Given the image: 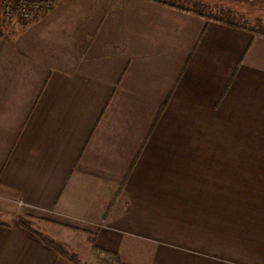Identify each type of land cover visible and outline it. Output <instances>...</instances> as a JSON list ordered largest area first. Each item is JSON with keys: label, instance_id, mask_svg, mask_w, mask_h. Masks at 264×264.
Instances as JSON below:
<instances>
[{"label": "crops", "instance_id": "obj_1", "mask_svg": "<svg viewBox=\"0 0 264 264\" xmlns=\"http://www.w3.org/2000/svg\"><path fill=\"white\" fill-rule=\"evenodd\" d=\"M4 29L0 264H264V198L215 216L162 199L212 198L229 131L264 170V79L244 74L264 37L155 0H57ZM24 213L76 261L19 226ZM227 225L249 258L212 253Z\"/></svg>", "mask_w": 264, "mask_h": 264}, {"label": "rangeland", "instance_id": "obj_2", "mask_svg": "<svg viewBox=\"0 0 264 264\" xmlns=\"http://www.w3.org/2000/svg\"><path fill=\"white\" fill-rule=\"evenodd\" d=\"M193 1H201L211 7L217 6L224 9H230L236 12L237 14L243 15L245 19L250 22L249 29H245V31L254 36L264 37V35L257 33H264V23H260L259 25L256 23L257 18H261L264 21V0ZM3 34H5V29L3 30ZM260 46L263 45L255 44L252 50H250L247 56L245 57L244 74L257 75L258 77L264 79V47ZM244 78L246 79L247 75H245ZM245 100L249 101L248 98H245ZM244 104L245 105L243 114H250V105H248V103ZM243 118H245L246 121L250 120V116L248 115H243ZM229 127L231 126L229 125ZM230 132L231 131H229L227 139L214 140L215 144L213 146L216 147L214 151L222 152L224 154L226 153V155H211V158L213 156V161L211 160L213 162V171L211 172V181L208 183L206 181L205 188L211 191H209V194L212 196V198H205L202 193L196 191L194 193L196 198L162 199L168 200L169 202H173L172 204H175L176 206L179 205L182 208H186V210L187 207L195 208L196 211L206 210L211 212L213 216H215L214 214L216 213H223L224 211L237 212L242 210H262L257 208L255 204H253L251 198H264V170H258L256 164L252 163L253 158L251 156L250 151L251 147H249L250 149L242 147V145L239 143V140L234 137L237 134L234 132ZM239 134L241 135V133ZM243 143H245L244 146H246V140ZM246 151L250 152L244 153ZM257 151H259V149ZM258 162L264 165V155H258ZM217 164L220 165V168L221 164L223 165L222 167L226 165L227 170H219L220 168H217L215 170L214 167H218ZM257 166L259 167V165ZM188 201L191 203H189ZM27 215L28 214L24 213L19 217L31 221L33 225L35 223L37 224L39 222H42L41 219L43 218L30 219ZM4 216L7 219L6 221H11L12 218H10L9 212H5ZM221 221L222 220L220 219L213 220L214 223L217 222L218 224ZM224 221L234 223L236 219H223V222ZM38 225L41 226L44 224L39 223L35 226V228L39 229L40 227ZM234 227V225H227L228 231L219 232L212 230V253L218 256H225L230 261H232V259L242 260V258H244V255L246 256V258H249L248 254H244L242 251L237 250L236 245L234 246V243H229L230 240H234ZM223 228L224 226L222 227V229ZM40 230L43 231V233H45L47 236L53 237V234H51L49 230L44 231V228L42 227L40 228ZM220 238H224V240L222 241Z\"/></svg>", "mask_w": 264, "mask_h": 264}, {"label": "trees", "instance_id": "obj_3", "mask_svg": "<svg viewBox=\"0 0 264 264\" xmlns=\"http://www.w3.org/2000/svg\"><path fill=\"white\" fill-rule=\"evenodd\" d=\"M163 4L170 5L182 10L190 11L199 16L205 17L206 19L222 22L230 26H234L241 29H249L250 22H248L245 17L241 14H237L233 10L224 9L221 7H211L201 1L193 0H155ZM256 23H264L261 18L256 19ZM263 26V25H262ZM258 34L264 35L262 32H257ZM17 223L19 226L29 230L34 235H36L45 245L53 249L62 257H65L73 262L76 261L77 257L70 253L60 242L54 240L53 238L47 236L46 234L35 230L32 225L33 223L29 220H25L22 217L17 218Z\"/></svg>", "mask_w": 264, "mask_h": 264}, {"label": "built area", "instance_id": "obj_4", "mask_svg": "<svg viewBox=\"0 0 264 264\" xmlns=\"http://www.w3.org/2000/svg\"><path fill=\"white\" fill-rule=\"evenodd\" d=\"M57 0H0V35L8 20L28 21L49 12Z\"/></svg>", "mask_w": 264, "mask_h": 264}]
</instances>
